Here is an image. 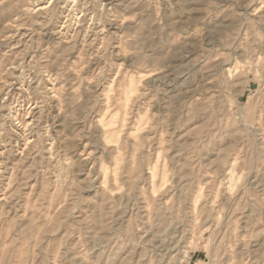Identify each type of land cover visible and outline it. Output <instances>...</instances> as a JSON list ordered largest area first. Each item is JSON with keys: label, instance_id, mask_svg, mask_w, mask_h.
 Listing matches in <instances>:
<instances>
[{"label": "clouds", "instance_id": "9594fccd", "mask_svg": "<svg viewBox=\"0 0 264 264\" xmlns=\"http://www.w3.org/2000/svg\"><path fill=\"white\" fill-rule=\"evenodd\" d=\"M162 2L0 0V170L23 164L0 264H184L190 242L206 264H264V0H193L182 24ZM177 55L203 80L176 83Z\"/></svg>", "mask_w": 264, "mask_h": 264}, {"label": "rangeland", "instance_id": "374dc122", "mask_svg": "<svg viewBox=\"0 0 264 264\" xmlns=\"http://www.w3.org/2000/svg\"><path fill=\"white\" fill-rule=\"evenodd\" d=\"M105 2L107 3L108 0H105ZM172 4L174 5V7L169 6V4L167 3V0H164V2L161 3L160 6V16L164 19V22H167L168 19H172L174 21H176L178 24H182L185 20L188 19V9H191L194 4H193V0H181L180 3H177V0H172ZM43 6V5H41ZM109 6H111V4H109ZM119 8H123L122 5H118ZM136 10L138 11H142L143 10V4H139L137 5ZM198 15V13H197ZM220 19H223V17H221ZM7 22V21H5ZM134 24V21H128V25H132ZM155 27L154 25H152L150 22L149 24L146 26V30L148 28H152ZM115 30V29H113ZM23 32V30H21ZM102 42V41H101ZM185 43L188 44H195L196 43V38L195 37H188L186 38V40L184 41ZM170 47H172L174 50L181 47L180 45H171ZM164 48V45H161L160 49H157V58H160L159 53L161 52V49ZM194 59V57H188L185 58L183 55H177L174 63L176 65V68L180 70L181 73H183V75H179L177 77V81L176 83H179L180 80H184L185 76L189 77V81L191 80H195L197 82L203 80V77L205 75V69L201 66V64H196L194 67L190 68V69H186V65L188 64L189 60ZM17 75L19 74L18 70H17ZM189 81H185V84L180 85V88L177 89L175 92L169 93V96L172 97L171 100H169L168 96L163 97L164 101L166 103H172V104H176L177 101L180 99V95L181 92L184 93H188L189 95L191 94V91L189 89V87H187V84L189 83ZM51 86V85H50ZM211 86V85H209ZM196 87V84H192V88ZM249 87L253 90H255V88L258 87L257 84H250ZM19 94V85H13L12 86V90H11V94L9 95V99H11L12 95H16ZM248 98V93L245 92L241 95L240 97V101L241 102H246ZM25 107H27V105H25ZM160 107H163V105H161ZM101 123L103 124V120H101ZM127 127V122L125 124V128ZM191 127H194V125L190 126L188 129L186 130H191ZM137 134H139L142 131L141 127H137L136 129ZM13 143H17L16 140H13ZM21 150H26L28 145L26 143H21L18 145ZM2 150V149H0ZM79 151L81 153H85V152H90L93 151L92 145L88 143V141H84L83 144L80 145V149ZM169 155H171V153H169ZM163 157V153L162 152H158L157 153V157H156V167L157 169L159 168V164H160V160ZM8 171L5 173L2 170H0V177H2V179H0V185H2V187H0V198H2V194H3V190L8 189V184H9V180L12 179L14 177V175L16 176L17 180L19 181V179L23 176V164L20 162V157L18 155H14L12 157H10L8 159ZM17 173L19 175H17ZM35 180H29L28 181V185L29 187L26 188H22L21 189V194L24 195L27 192H30L31 186L35 185ZM18 184L13 185V187H17ZM25 201H22V203H24ZM13 203H15V201H13ZM51 208L49 211V214L52 215V219L53 221L56 220V216L53 215L57 212V209L61 207V205L56 203V198L53 197L51 198ZM25 221L28 220V217H24L23 218ZM17 225L20 224V221L16 222ZM39 223V221H38ZM27 226V225H26ZM41 227H44L45 225L41 224ZM64 232V228L61 226L60 230L58 232H53L52 235L53 236H61V234ZM206 252L202 247L197 246L194 242H190L189 245V249L187 250V254L184 260V264H206Z\"/></svg>", "mask_w": 264, "mask_h": 264}]
</instances>
